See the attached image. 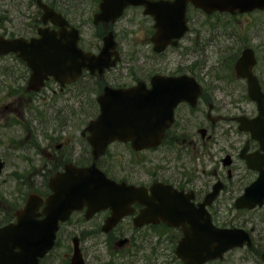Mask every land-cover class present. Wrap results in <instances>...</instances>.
<instances>
[{"label": "flooded vegetation", "instance_id": "obj_1", "mask_svg": "<svg viewBox=\"0 0 264 264\" xmlns=\"http://www.w3.org/2000/svg\"><path fill=\"white\" fill-rule=\"evenodd\" d=\"M1 1L0 33L5 38H40V30L49 37L77 36L82 51L102 55V60L114 64L103 72L84 69L77 81L64 85L50 77L36 90L28 86L31 70L24 60L15 54L0 56V264L20 260L19 248L11 246L17 237L15 230L24 241L18 223L28 198L34 194L47 199L52 194V178L69 164L86 166L79 161L89 150L86 136L81 133L86 148L81 147L84 151L79 154L67 139L68 111L64 108L98 103L107 88H139L145 100L174 98L180 89L166 85L167 80L182 76L195 81L192 84L198 91L192 94L196 100L194 104L184 100L175 108L162 144L136 151L130 143L114 142L110 148L118 146L120 153H113L109 162L104 159L99 168L119 183L148 190L155 184L170 185L192 196L196 206L219 188L207 206L214 224L243 229L250 241L208 264H264V33L252 31L264 20V9L243 11L233 6L235 0H190L184 17L176 8H160L162 16L173 15L176 22L158 23L142 5H127L119 16L110 11L99 19L104 0ZM110 1L119 5L125 0ZM228 3L230 8L222 7ZM44 6L62 17V35H55L60 28L46 18ZM106 38H111V46L104 52ZM53 110L67 115L64 121L61 116L60 132L52 131L53 121L58 124ZM157 151L162 152L160 163L133 164L134 155ZM132 208L106 234L102 231L112 211L90 217L87 208L72 213L60 223L53 254L39 264H71L70 240L78 237L83 251L85 232L99 233L103 247L111 246L113 251L102 261L90 260L83 252L84 264H178L171 247L181 240L182 227L163 222L138 227L135 218L145 207L135 203ZM12 225L10 232L7 228ZM143 231H150L152 237H140ZM59 248H66L63 255L54 253ZM237 252L241 255L234 258Z\"/></svg>", "mask_w": 264, "mask_h": 264}, {"label": "water", "instance_id": "obj_2", "mask_svg": "<svg viewBox=\"0 0 264 264\" xmlns=\"http://www.w3.org/2000/svg\"><path fill=\"white\" fill-rule=\"evenodd\" d=\"M189 1L155 3L147 0H125L118 5L110 0H104L101 6L102 13L98 18L104 19L110 11L113 16H119L126 5L143 4L146 6V12L154 15L158 23L176 22L173 15L162 16L160 8H167L166 10L176 8L180 16L184 17ZM201 6L204 7L205 4ZM233 6L243 11L264 9V0H235ZM222 7L230 8V3ZM45 10L46 18L63 28L65 24L61 16L47 6ZM105 41L104 52H107L111 46V38H106ZM8 53L17 54L27 63L32 71L29 88L36 90H39L49 77H54L64 85L76 81L84 68L92 72L97 68L103 72L104 68L114 64L102 60V55L92 56L84 53L78 47L77 36L56 38L46 36L44 32L41 38L30 41L22 38L8 40L0 35V55ZM192 83L194 80L187 76L168 79L166 85L179 88L180 92H177L174 98L165 96L164 100H145L137 91L138 88L105 90L98 99L100 114L88 123L84 131V134L89 133L87 140L92 147L93 163L82 168L67 166L65 172L50 180L53 194L45 201L36 195L29 197L18 223L24 241H20L17 230H15L17 237L12 240L11 247L20 249L16 253L20 257L17 264H27L29 259L31 264H38L40 258L54 246L59 223L66 221L74 211L84 207L88 209V216L111 209L112 216L104 226V232H109L124 215L133 211L132 204L137 202L144 205L145 209L135 219L138 227L160 222L182 227L183 237L175 249V255L183 264H206L211 260L222 259L225 253L249 241L245 232L237 229H218L212 224L205 205L212 202L214 194L200 209H196L190 196L179 193L170 186L156 184L151 188L152 195H149V190L145 187L117 183L109 179L97 166V161L114 141L131 142L135 150L156 148L173 121L174 108L184 100L194 104L197 95H193L192 92L196 89L198 91V87ZM44 202L46 206L43 212L37 213ZM42 214L44 218L39 220L38 216ZM7 247L5 244L1 250L5 252ZM71 264H84L77 243Z\"/></svg>", "mask_w": 264, "mask_h": 264}, {"label": "rangeland", "instance_id": "obj_3", "mask_svg": "<svg viewBox=\"0 0 264 264\" xmlns=\"http://www.w3.org/2000/svg\"><path fill=\"white\" fill-rule=\"evenodd\" d=\"M1 0H0V4H1ZM16 27L19 26V24H15ZM1 28V26H0ZM256 35L262 34L264 33V20L261 18V20L256 23L254 25V29L252 30ZM1 75H0V79H1ZM62 107L61 105H58V110H60ZM58 110H53V118L56 119L57 118V122L58 124H56L53 119V125H52V131L53 133H55V130H58V132H60L61 128H60V122H61V116L63 117V121L67 118L66 113H64V115H61V111ZM64 110L68 111V136L67 139L70 141V145L76 147V151H80L79 154L82 153V151H84V149L86 148L85 145V141H83L82 137H81V131L83 130V128L86 126L87 121L94 117L97 114V109H96V103H89V102H82V103H76V104H69L68 107L64 108ZM43 111V110H40ZM57 133V132H56ZM58 135V133H57ZM62 140H56V142H61ZM81 147H84V149H82ZM118 146H114L111 147L108 151V156H107V161L109 162L110 160V156L115 153V152H119L117 151ZM126 154V157H128L129 152L128 150L123 151ZM162 155V152L157 151V152H146V153H141V154H137L134 155L132 157L133 160V164L134 165H146V160H148V167L149 166H154L158 163H160L159 161V157ZM158 157V159H157ZM85 160V162H89V156L87 154H85L84 158H79L80 162H83ZM158 160V161H157ZM177 166L180 164H176ZM115 167L118 171L122 170V167L119 166L117 163H115ZM114 168V167H113ZM150 170V168H149ZM83 232V231H82ZM73 234H80L79 232H72ZM99 235V233L97 232H85L84 236L86 239L85 244L83 245V252L85 253V255L90 258V260H98V261H102V260H106L109 258L110 252L112 251L111 246L110 247H103L102 245V241L100 238H97V236ZM139 235V233L137 234V236ZM72 237V236H71ZM140 237H145L146 239H148L151 236V232L150 231H143L140 233ZM144 238V239H145ZM63 247V246H62ZM61 247V248H62ZM69 247V245H68ZM70 247H73V244L70 240ZM111 248V249H110ZM68 249V248H67ZM59 249H57L54 253H60L61 255H63L66 251V248H63L61 251H59ZM59 251V252H58ZM107 255V256H106ZM241 254L239 252L234 253V255L232 254V256L235 257H239ZM166 261L165 258H163L161 260L162 263H164Z\"/></svg>", "mask_w": 264, "mask_h": 264}, {"label": "trees", "instance_id": "obj_4", "mask_svg": "<svg viewBox=\"0 0 264 264\" xmlns=\"http://www.w3.org/2000/svg\"><path fill=\"white\" fill-rule=\"evenodd\" d=\"M174 247H175V244H173L172 247H171L172 257H173V250H174ZM173 259H174V257H173ZM178 263L181 264L180 262H178Z\"/></svg>", "mask_w": 264, "mask_h": 264}]
</instances>
